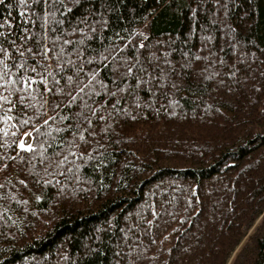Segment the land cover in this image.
<instances>
[{"label": "trees", "instance_id": "1", "mask_svg": "<svg viewBox=\"0 0 264 264\" xmlns=\"http://www.w3.org/2000/svg\"><path fill=\"white\" fill-rule=\"evenodd\" d=\"M0 61V264H264V0H3Z\"/></svg>", "mask_w": 264, "mask_h": 264}, {"label": "snow or ice", "instance_id": "2", "mask_svg": "<svg viewBox=\"0 0 264 264\" xmlns=\"http://www.w3.org/2000/svg\"><path fill=\"white\" fill-rule=\"evenodd\" d=\"M2 2H3V0H0V3H2ZM21 2H23V0H21ZM0 63H2V61H0ZM33 71H35V69H33ZM0 79H2V76H0ZM81 138L83 139V137H81ZM20 147H21L22 149L25 147V145H24L23 142H21ZM30 148H31V146L29 145V146H28V149L30 150ZM22 183H23V182H22Z\"/></svg>", "mask_w": 264, "mask_h": 264}, {"label": "rangeland", "instance_id": "3", "mask_svg": "<svg viewBox=\"0 0 264 264\" xmlns=\"http://www.w3.org/2000/svg\"><path fill=\"white\" fill-rule=\"evenodd\" d=\"M26 140V141H25ZM23 143H24V145H25V147L27 146V144H28V138H27V136L23 139V141H22Z\"/></svg>", "mask_w": 264, "mask_h": 264}, {"label": "bare ground", "instance_id": "4", "mask_svg": "<svg viewBox=\"0 0 264 264\" xmlns=\"http://www.w3.org/2000/svg\"><path fill=\"white\" fill-rule=\"evenodd\" d=\"M26 141V140H25ZM25 143V142H24Z\"/></svg>", "mask_w": 264, "mask_h": 264}]
</instances>
